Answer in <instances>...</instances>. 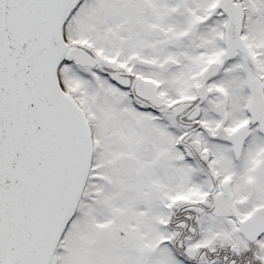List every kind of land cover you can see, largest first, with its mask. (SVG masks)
Instances as JSON below:
<instances>
[{
    "label": "snow or ice",
    "instance_id": "6c2138e0",
    "mask_svg": "<svg viewBox=\"0 0 264 264\" xmlns=\"http://www.w3.org/2000/svg\"><path fill=\"white\" fill-rule=\"evenodd\" d=\"M0 264H264V0H0Z\"/></svg>",
    "mask_w": 264,
    "mask_h": 264
}]
</instances>
